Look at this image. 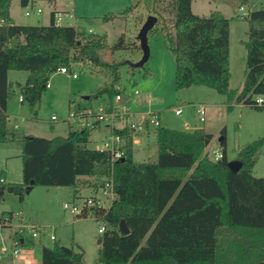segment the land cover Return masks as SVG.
Returning a JSON list of instances; mask_svg holds the SVG:
<instances>
[{"label": "trees", "instance_id": "16d2710c", "mask_svg": "<svg viewBox=\"0 0 264 264\" xmlns=\"http://www.w3.org/2000/svg\"><path fill=\"white\" fill-rule=\"evenodd\" d=\"M192 1L170 0L167 7L154 8L175 57L176 88L205 85L226 95L228 102L264 109V102L256 100L264 95V6L252 9L247 17V69L239 91L230 87V19L219 10L198 15ZM239 1L247 4L249 0ZM12 2L0 0V20H4L0 24V142L18 138L9 128L7 114L12 69L29 72L25 83L17 82V86L22 101L31 105L42 98L53 72L60 67L71 69L73 61L80 59L107 65L110 71L109 83L89 98L108 94L113 99L120 92L116 88L118 63L106 62L99 55L106 46L103 35L75 25H58L54 12L49 24L14 23ZM135 7L137 3L123 13ZM126 45L122 34L112 48ZM155 130L157 157L152 161L134 159V134L128 127L115 130L125 150L124 159L115 161L109 151L88 146V128L69 125L66 136H24L23 180L14 185L0 182V202L15 186H71L76 193L79 177L94 176L101 181L113 171L112 204L91 212L106 222L95 264H264V176L253 174L264 136L239 151L235 159L241 167L234 171L225 148L219 159L205 151L212 135L204 128L160 125ZM19 197L23 200L22 192ZM123 219L130 228L127 234L119 229ZM41 264H85L84 252L57 242L42 244Z\"/></svg>", "mask_w": 264, "mask_h": 264}, {"label": "rangeland", "instance_id": "374dc122", "mask_svg": "<svg viewBox=\"0 0 264 264\" xmlns=\"http://www.w3.org/2000/svg\"><path fill=\"white\" fill-rule=\"evenodd\" d=\"M54 2L58 8L74 9L77 20H71V23L76 27L105 37L106 46L99 50V55L106 62L118 63L120 80L116 88L122 93L123 102L128 104L136 119L149 112H159L164 126L182 130L204 128L212 135L205 151L213 159L215 150L223 151L225 148L228 159L234 160L248 143L264 136V109L238 101L228 102L226 95L205 85L176 88L175 57L162 30L161 17L155 13L156 8L161 10L167 7L170 0H44L42 4L47 7ZM136 3L137 7L129 13H123L128 6ZM248 3L250 9L264 6V0H249ZM192 4L193 12L198 15L208 16L212 11L219 10L230 19V87L239 90L244 83L247 69L244 41L247 40L249 31L248 18L239 14V5L242 3L239 0H193ZM169 9L166 10L170 11ZM22 11L24 10L20 7V24L48 23V12L45 8L40 16L33 13L25 15ZM151 14L158 16V20L148 32L150 54L142 66H135L143 56L138 33ZM105 16L112 17L105 20ZM122 34L125 35L126 47L113 49ZM71 71L76 72L78 76L72 77L71 74L60 71L53 72L49 79L51 86L46 88L42 98L35 105L19 98L21 93L17 82L25 83L29 72L17 69L9 71L12 92L7 103L8 125L18 138L0 142V177L7 178L4 183L14 185L23 180L21 139L24 136H66L69 125L72 126V123L67 121L72 107L92 106L97 109L100 105L114 103V97L112 99L108 94L89 98L100 87L109 83L110 71L107 65L80 59L73 61ZM198 104L206 106L204 122L200 121L194 111V105ZM177 106L183 108L180 115L174 111ZM52 115H57L58 119H52ZM15 124H18V127H15ZM155 129L156 127L150 128V137L147 140L140 137L143 133L136 136L140 140L134 142L135 160L156 159ZM108 134L109 128L106 125L91 130L88 146H102L103 139ZM221 138H225V145L222 144ZM253 174L257 177L264 176V148L253 168ZM87 181L94 187L100 185L98 177L92 176ZM80 190L85 195L90 192L86 187ZM74 192L75 189L71 186L34 185L29 192L22 191L23 200H20V194L13 191L4 194L0 202L1 213L24 210L42 227L38 237L24 234L26 242L22 245L21 255L27 253L23 250L27 248V254L32 261L19 263L18 259L15 264L40 263L42 244L53 246L55 242L83 251L85 264H95L99 256V239L103 235V232L99 231L102 221L92 216H77L65 210L63 203L76 199ZM52 234L56 236V240L51 239ZM13 235L12 227L0 226V264L14 263L15 258L11 255Z\"/></svg>", "mask_w": 264, "mask_h": 264}, {"label": "built area", "instance_id": "2783aa9c", "mask_svg": "<svg viewBox=\"0 0 264 264\" xmlns=\"http://www.w3.org/2000/svg\"><path fill=\"white\" fill-rule=\"evenodd\" d=\"M28 8V7H27ZM252 9L249 8L248 4L239 5V14L242 17H248ZM42 8H38L36 13L40 14ZM30 9L25 11V15H30ZM68 15V13H67ZM70 18H73V14H69ZM64 15L63 12L57 11L54 13V21L58 25L63 24ZM4 20H0V24ZM58 71L62 73H69L72 77H77V73L67 69L66 67H60ZM51 84L48 82L47 87ZM138 94V91H136ZM20 100H23V96L20 95ZM258 103L264 102V95L256 96ZM176 114L180 115L183 113V108L177 106L174 108ZM194 111L198 115L200 121L204 122L206 120V106L204 104L194 105ZM52 119H58L57 115H52ZM67 121L72 123L75 129H100L101 126H107L109 128V134L103 139L102 146L98 147L100 150L109 151L112 155V161L119 160L125 154L123 148V138L115 130L122 129L123 127H128L135 137L144 132H148L151 127H158L162 125L161 115L159 112H149L143 114L140 119H136L134 113L131 112L130 107L127 103L123 102V95L121 92L117 93L114 97V103L108 105H100L97 109L90 107H81L76 105L69 110ZM187 126L189 124L187 123ZM18 127V124H15ZM214 159H219L223 156L221 150H215L213 152ZM6 179L2 176L0 177V182H5ZM100 194L85 197L82 199H74L70 201H65L63 207L68 212L81 216L87 214V216L95 217L91 214L92 208L103 207L109 208L115 198L114 189V176L113 171L110 174H106L101 177L100 181ZM96 218V217H95ZM102 224L99 227L100 232H104L106 229V222L101 220ZM0 226H10L13 228L14 235L12 238V256L15 259L22 258L21 251L22 245H25L26 238L24 234H31L33 237H38L39 232L42 230L40 224L31 219L24 210L12 211L10 214H2L0 212ZM52 240H56V236L52 234ZM7 249H4L6 251Z\"/></svg>", "mask_w": 264, "mask_h": 264}, {"label": "crops", "instance_id": "0c3cea01", "mask_svg": "<svg viewBox=\"0 0 264 264\" xmlns=\"http://www.w3.org/2000/svg\"><path fill=\"white\" fill-rule=\"evenodd\" d=\"M42 1H44V0H31V1H29V3L27 5H22L20 3V0H13V2L11 4V9H10L12 21L14 23L20 24V21H19L20 7L24 10V11H22V14L23 13L25 14V11L27 9H30V12L33 13V14H35L36 16L42 15V13L44 12V8H45L47 10V12H48V14H47V22L48 23H46V24H49L50 19H51V13L52 12L55 13L57 11H60V12H63V15H64L63 22L68 18V20H66V23L65 24L63 23L62 25H74V24L71 23V20H75V19L77 20V16L73 13L74 12L73 11L74 9H69V8H66V7L63 8V9L58 8L56 2H54V4L51 5V6H47V7L44 6L43 7ZM252 5H254V4H252ZM38 8H42V12L40 14H37L36 13V11H37ZM192 8H193V4H192ZM67 13H68V15H67ZM69 14H73V18H70ZM32 24H34V23H32ZM22 39L23 38H21V40ZM14 41H12L11 44L14 43ZM243 85H244V83L240 87L239 91H241L243 89ZM30 136H33V135H30ZM140 137L144 138V140L149 139V137H150V131H148L146 133H143V134H140ZM137 140H140V138L135 137V141L134 142H136ZM146 145H148V144H146ZM146 147L147 146H145V148ZM4 178L7 181L6 176H4ZM90 178H92V176H81V177H79V181H78L79 187L77 189L78 192H76V193L74 192V196H77L76 199H82V198H85V197H89L90 195H97L99 193L100 185L98 187H94V186L90 185V183H88V181H87ZM82 179L83 180L85 179V181H84L85 183L82 181ZM33 187H34V185H33ZM33 187L31 189H33ZM84 187H86V189H88L90 191L87 195H85L84 193H82V190H80L81 188L83 189ZM23 250L24 251H27V253L29 252L27 248L26 249L24 248ZM27 253L25 255H23L22 258L19 259V261H18V259H15L13 264L17 263V261L19 263L32 261L31 258L29 257V254H27ZM39 262L40 263H37V264H41V255H40V261Z\"/></svg>", "mask_w": 264, "mask_h": 264}, {"label": "water", "instance_id": "95a60500", "mask_svg": "<svg viewBox=\"0 0 264 264\" xmlns=\"http://www.w3.org/2000/svg\"><path fill=\"white\" fill-rule=\"evenodd\" d=\"M157 20H158V17L156 15H153V14L149 15L138 33V39L140 40V44L143 50V56L138 62L134 64L135 66H142L149 57L150 48L148 45V32L150 31V29L153 28ZM222 139L223 138H221V140ZM123 159L124 157L120 158V160H123ZM228 164L231 167V169L234 171H238L241 167V162L236 159L229 161ZM32 187H33V183L25 186L24 189H22L21 186H15L13 189V192L16 194H20L23 190H25L26 192H29ZM119 229L122 234H127L130 231L129 226L127 225L124 219L121 221ZM99 243L100 244L102 243V239H99Z\"/></svg>", "mask_w": 264, "mask_h": 264}]
</instances>
